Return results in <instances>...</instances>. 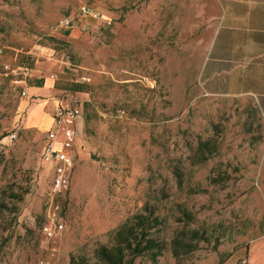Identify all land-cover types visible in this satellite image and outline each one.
I'll use <instances>...</instances> for the list:
<instances>
[{
	"label": "rangeland",
	"instance_id": "obj_1",
	"mask_svg": "<svg viewBox=\"0 0 264 264\" xmlns=\"http://www.w3.org/2000/svg\"><path fill=\"white\" fill-rule=\"evenodd\" d=\"M217 14L216 0H0V264H242L264 236V119L201 89ZM37 103L47 130L26 126ZM59 107L77 130L65 186L42 163Z\"/></svg>",
	"mask_w": 264,
	"mask_h": 264
},
{
	"label": "crops",
	"instance_id": "obj_2",
	"mask_svg": "<svg viewBox=\"0 0 264 264\" xmlns=\"http://www.w3.org/2000/svg\"><path fill=\"white\" fill-rule=\"evenodd\" d=\"M216 2L218 14L199 71L201 89L211 97L250 98L264 119V0ZM48 82L50 86L52 81ZM47 90L33 88L30 92L44 96ZM44 106L31 107L27 128H50L52 118L44 113ZM56 146L60 148L61 143L57 141ZM246 260L264 264V236L250 244Z\"/></svg>",
	"mask_w": 264,
	"mask_h": 264
},
{
	"label": "built area",
	"instance_id": "obj_3",
	"mask_svg": "<svg viewBox=\"0 0 264 264\" xmlns=\"http://www.w3.org/2000/svg\"><path fill=\"white\" fill-rule=\"evenodd\" d=\"M88 12L83 9V16L88 17ZM96 18L97 15L95 16ZM60 24L66 28H71L74 25V20L70 17H64ZM68 115V120H64ZM71 114L66 113L65 108H57L56 115L53 118L55 123V129L48 132V138L46 145L42 152V163L45 166L51 165L59 172L57 184L65 186L68 183L69 175L66 172L69 171L72 160L68 157V154L64 152V146L73 143L76 138L77 130L73 126V120ZM61 137V139H59ZM61 143V147L56 146V142ZM242 264H249L245 259Z\"/></svg>",
	"mask_w": 264,
	"mask_h": 264
},
{
	"label": "bare ground",
	"instance_id": "obj_4",
	"mask_svg": "<svg viewBox=\"0 0 264 264\" xmlns=\"http://www.w3.org/2000/svg\"><path fill=\"white\" fill-rule=\"evenodd\" d=\"M48 83H51V80H49V82Z\"/></svg>",
	"mask_w": 264,
	"mask_h": 264
}]
</instances>
